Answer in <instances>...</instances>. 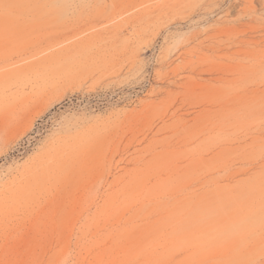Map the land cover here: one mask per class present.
Instances as JSON below:
<instances>
[{
	"label": "rangeland",
	"instance_id": "obj_1",
	"mask_svg": "<svg viewBox=\"0 0 264 264\" xmlns=\"http://www.w3.org/2000/svg\"><path fill=\"white\" fill-rule=\"evenodd\" d=\"M0 264H264V0H0Z\"/></svg>",
	"mask_w": 264,
	"mask_h": 264
}]
</instances>
